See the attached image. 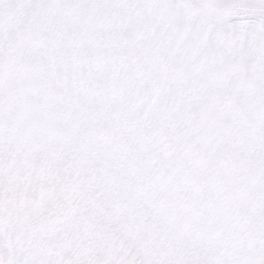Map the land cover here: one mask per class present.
Masks as SVG:
<instances>
[{
  "label": "snow or ice",
  "instance_id": "6c2138e0",
  "mask_svg": "<svg viewBox=\"0 0 264 264\" xmlns=\"http://www.w3.org/2000/svg\"><path fill=\"white\" fill-rule=\"evenodd\" d=\"M0 264H264V0H0Z\"/></svg>",
  "mask_w": 264,
  "mask_h": 264
}]
</instances>
